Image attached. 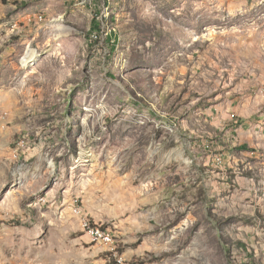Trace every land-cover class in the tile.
Masks as SVG:
<instances>
[{
  "label": "rangeland",
  "instance_id": "374dc122",
  "mask_svg": "<svg viewBox=\"0 0 264 264\" xmlns=\"http://www.w3.org/2000/svg\"><path fill=\"white\" fill-rule=\"evenodd\" d=\"M76 205L128 264H264V0H0V264H115Z\"/></svg>",
  "mask_w": 264,
  "mask_h": 264
},
{
  "label": "bare ground",
  "instance_id": "6f19581e",
  "mask_svg": "<svg viewBox=\"0 0 264 264\" xmlns=\"http://www.w3.org/2000/svg\"><path fill=\"white\" fill-rule=\"evenodd\" d=\"M29 55H30V54L28 53V54L26 55L25 59H24L25 64H28V63L31 61V59H30L31 57H30ZM78 206H79V205H78ZM79 207H80V206H79ZM80 209H81V212L84 213L81 207H80ZM74 212H75V214H76L77 216L82 217V216L80 215V213H79L77 210H74ZM82 222H83V223H82V224H83V228H84L85 231H86V220H85L84 217H82ZM92 226H93L97 231H99L101 234H104V236H105V238H106L105 246H107L108 248H110L111 253H112L113 257H114V263H115V264H128L126 258H124L123 256H119L118 253L115 252V248H111V246H112L113 243H114V239H113V236H112L111 232H110L108 229H105L106 227L104 228V227L101 226L100 224H96V223H93V222H92ZM86 232H87L86 234H88L89 238L91 239V242L94 243V233L91 232V231H86ZM112 261H113V260H112ZM117 262H120V263H117ZM129 264H130V263H129Z\"/></svg>",
  "mask_w": 264,
  "mask_h": 264
},
{
  "label": "built area",
  "instance_id": "2783aa9c",
  "mask_svg": "<svg viewBox=\"0 0 264 264\" xmlns=\"http://www.w3.org/2000/svg\"><path fill=\"white\" fill-rule=\"evenodd\" d=\"M38 19H42L41 17H38ZM31 21V19H29ZM97 36V35H95ZM74 210H77L82 217L85 218L86 220V231H91L94 233V243L95 244H100V245H105L106 238L104 234H101L99 231H97L93 226H92V221L85 215V213L81 212V209L78 205L74 207ZM120 263V262H117Z\"/></svg>",
  "mask_w": 264,
  "mask_h": 264
},
{
  "label": "trees",
  "instance_id": "16d2710c",
  "mask_svg": "<svg viewBox=\"0 0 264 264\" xmlns=\"http://www.w3.org/2000/svg\"><path fill=\"white\" fill-rule=\"evenodd\" d=\"M95 27H96L97 29H100V26H99V24H96V25H95Z\"/></svg>",
  "mask_w": 264,
  "mask_h": 264
}]
</instances>
